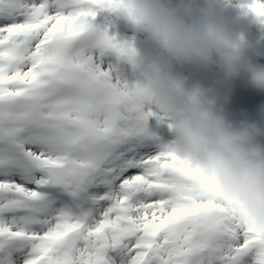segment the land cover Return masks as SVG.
<instances>
[{"label":"snow or ice","instance_id":"snow-or-ice-1","mask_svg":"<svg viewBox=\"0 0 264 264\" xmlns=\"http://www.w3.org/2000/svg\"><path fill=\"white\" fill-rule=\"evenodd\" d=\"M102 4L0 0V264H264V235L155 143Z\"/></svg>","mask_w":264,"mask_h":264},{"label":"clouds","instance_id":"clouds-1","mask_svg":"<svg viewBox=\"0 0 264 264\" xmlns=\"http://www.w3.org/2000/svg\"><path fill=\"white\" fill-rule=\"evenodd\" d=\"M258 0H240L242 15ZM233 0H103V9L134 33L145 34L162 50L143 51L133 39L110 33L99 42L120 65L136 76L129 82L153 113V138L169 159L193 173L194 182L221 199L241 223L264 235V109L262 120L231 118L232 90L220 86L246 75L264 90V65L246 55L243 38L219 18V5ZM257 18V17H256ZM216 67L209 86L192 80L174 65Z\"/></svg>","mask_w":264,"mask_h":264},{"label":"rangeland","instance_id":"rangeland-1","mask_svg":"<svg viewBox=\"0 0 264 264\" xmlns=\"http://www.w3.org/2000/svg\"><path fill=\"white\" fill-rule=\"evenodd\" d=\"M239 3H240V0H233V4H230L229 7L230 8H235L237 13H242L243 9L241 7H239ZM217 11L219 12V17L228 16L229 20L232 21V19L230 17L232 15H230L229 12H223V11H219V10H217ZM107 16H109L110 20H111V17L114 18L109 13H107ZM235 18L237 19V17H235ZM244 23L245 22H242L241 25H244ZM120 25H122L121 20H117L116 18L111 20L110 26H111V29L113 30V33H117L118 31H120L119 35L122 38L126 37V38H129V39H133V40H135V42L140 41L143 45L142 46H138V47L141 48L143 51H150L153 54H160L162 52V50L159 49V47L155 44V42L150 40V38H148L145 34H141V33L133 34V33H130L129 30L125 29V27L123 25L122 26H120ZM262 28H264V24L259 22V28L258 29L261 30ZM124 31L126 32L125 36H124ZM139 38L144 39V42L139 40ZM262 41H264L263 38L258 42V45ZM147 43H150V44H147ZM173 71L182 72V65H178V64L174 65Z\"/></svg>","mask_w":264,"mask_h":264},{"label":"water","instance_id":"water-1","mask_svg":"<svg viewBox=\"0 0 264 264\" xmlns=\"http://www.w3.org/2000/svg\"><path fill=\"white\" fill-rule=\"evenodd\" d=\"M198 3L200 4H205L206 2H202V1H198ZM223 10H225V8H222ZM235 13L233 12V15ZM235 16V15H234ZM238 16V15H237ZM240 17H243L249 21H252L250 22V27L253 28V25H256V27L258 26L259 28V25L257 24V22H253V21H257L255 18H251V17H248L246 15H242ZM222 20V19H221ZM231 23L233 24H236V25H241V21H236V20H233L230 21ZM252 24V25H251ZM243 26V25H242ZM256 29L257 31H255V33L253 34H249V31H246L245 34H243L241 36V38H243L244 42L246 43V48H250L251 50H253L256 54H263V51L264 49H261L260 46L258 45V42L263 38L264 39V28H262L261 30L259 29ZM254 29V28H253ZM263 42V41H262ZM261 42V43H262Z\"/></svg>","mask_w":264,"mask_h":264},{"label":"bare ground","instance_id":"bare-ground-1","mask_svg":"<svg viewBox=\"0 0 264 264\" xmlns=\"http://www.w3.org/2000/svg\"><path fill=\"white\" fill-rule=\"evenodd\" d=\"M231 18L236 19L235 16L232 13H229ZM220 19H222V22L226 23V25L228 26L229 30L236 35L237 37H241L243 34H245L246 31H249V34H253L255 33V31H257L256 29L258 28V26L256 27V25H253V28L250 27V22L243 17H241L239 20L241 22H245L244 25H236L230 22L228 16H224V17H219ZM237 20V19H236ZM253 22H257V24L259 25V21H253ZM252 25V24H251ZM259 46H264V42L260 43ZM261 95V94H260ZM263 96V95H261Z\"/></svg>","mask_w":264,"mask_h":264}]
</instances>
